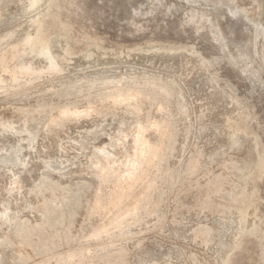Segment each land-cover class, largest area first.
<instances>
[{"label":"rangeland","instance_id":"rangeland-1","mask_svg":"<svg viewBox=\"0 0 264 264\" xmlns=\"http://www.w3.org/2000/svg\"><path fill=\"white\" fill-rule=\"evenodd\" d=\"M43 14L54 19L51 73L46 56L21 45ZM14 42L25 51L9 68L23 62L42 72L9 90L0 69V264H66L80 248L91 264L119 263L120 251L126 264H264V0H0V50ZM152 79L174 88L163 111L149 103L142 110L173 127L167 156L148 175L160 202L109 226L115 211L89 210L98 182L90 158L105 147L123 160L132 116L104 102L103 114L52 119L64 104L99 105L96 93L117 80L148 89ZM211 182L220 190H207ZM43 198L60 222L41 214ZM35 224L55 237L21 243L20 228ZM103 225L110 232L94 235Z\"/></svg>","mask_w":264,"mask_h":264},{"label":"bare ground","instance_id":"bare-ground-1","mask_svg":"<svg viewBox=\"0 0 264 264\" xmlns=\"http://www.w3.org/2000/svg\"><path fill=\"white\" fill-rule=\"evenodd\" d=\"M38 1L39 0H30L31 5ZM54 1L55 0H49V6L53 5ZM44 17L43 14L41 17L32 20V26L34 27L33 32L24 35L21 39V45L28 47L31 51L37 50V52L46 56L48 65L44 72L51 73L57 70V60L59 58L57 55H53L48 47L49 26L52 25L54 19L47 22ZM19 42L10 43V47L7 50H0V69H6L9 81L12 83L11 86L7 85L8 87H6L9 90L15 89L17 86L16 82L18 81L17 78L22 76L30 77L39 75L42 72L41 69L34 68L32 65L23 62H19L17 67L9 68V61L13 59L19 60L24 54L25 49L21 50ZM68 53V51H65L63 59ZM137 79L138 78H136V80ZM154 79L146 81L148 84L151 83L148 89H144V87H141L138 82L135 81L131 83H123L121 80H117L111 87H107L105 90H100L96 93L99 105L91 106L90 104H87V106L82 109H78L76 107H70L69 104H64L63 106L57 107V113L52 119L54 123H62L71 119L90 116L92 114H103L105 113V109L102 105L104 102H109L113 107L122 106L124 112L132 116V130L130 133L128 148L124 151V159L121 161L117 160L113 153L109 152L105 147L97 148L90 158L92 173L97 178L98 182L93 195L94 199L89 206V210L91 213L99 209L115 211L109 220V226L114 225L115 227L120 228L124 222L127 223L129 220L126 219L123 214H132L138 210H142L144 213L155 211L160 202L158 198L153 199L151 196L154 182L148 178V175L149 172L152 171L151 169H156L157 171L159 169L160 161L167 156L166 148L168 140L172 137V126L170 122L166 121L164 118H150L148 115H142V110L144 104L149 103L156 105L158 111H163L165 106L164 101L173 95L174 92L172 90L174 88L167 82ZM66 87L68 86H65V88ZM64 91H66V89ZM40 103L43 105L41 106V109H45L44 103ZM3 127L10 126L3 125ZM150 131L158 136L156 141H152L148 138ZM122 144H124V142H122ZM257 163L259 164V160ZM195 167L196 165L194 163L189 164L190 171H193ZM260 170H264L263 158L260 162ZM172 177L173 175L171 174L162 175V177L160 175V179H163L166 182L171 181ZM216 178V180H219V177ZM52 185L55 186V183H52ZM78 185L81 186L80 184ZM216 185L217 182L216 184L212 182L209 183L207 185V190L219 191L220 185ZM79 186H76L73 194L78 193V191L82 189ZM136 187L140 188L138 192H135ZM51 189L53 192V186ZM140 194L141 197L139 198ZM240 194L232 196L233 200L238 201L237 197ZM128 199H130L129 203H127ZM71 203H77L75 196L71 198ZM130 205L131 207H129ZM41 207L42 215L55 213L52 218L47 219L50 225L61 221L60 210L54 209L50 211L51 207L46 202V198H43ZM123 210H126L125 213H122ZM245 214L246 210L242 209L240 211L242 221L245 220ZM2 216H6V220L8 219L6 213H3ZM131 220L136 222L139 221V218L137 220V217L133 216ZM109 226H100L93 232L94 235L109 233L111 230ZM200 231L208 232L206 228H201ZM33 235H38L40 241L53 239L55 237V235L49 237L43 236L41 233V227L38 224L30 227L23 225L18 232V237L23 244H30ZM83 251L84 249L80 248L75 253L67 254L64 258L65 263L69 264V262H71V264H81L83 262H89L91 264L92 261ZM75 256L79 257L75 262H72V258ZM120 256L122 259L116 264H126V261L123 259L124 254L121 251ZM229 262L230 258L227 257L223 264H229Z\"/></svg>","mask_w":264,"mask_h":264}]
</instances>
